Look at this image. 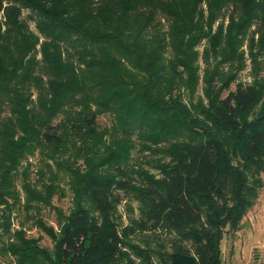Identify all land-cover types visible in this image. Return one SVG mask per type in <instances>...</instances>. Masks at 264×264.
Segmentation results:
<instances>
[{"label": "trees", "instance_id": "1", "mask_svg": "<svg viewBox=\"0 0 264 264\" xmlns=\"http://www.w3.org/2000/svg\"><path fill=\"white\" fill-rule=\"evenodd\" d=\"M228 8L238 17L231 29L264 27V0H0L1 256L15 264H132L130 249L138 264H220V241L239 229L264 172L261 87L237 82L235 70L209 74L205 102L192 100L196 35L209 37L202 26L211 30ZM103 115L109 126L98 123ZM134 136L141 149L160 148L155 173L129 170ZM36 152L46 163L32 182L20 167ZM61 177L73 202L67 214L54 208L56 234L39 215ZM118 193L139 204L133 227L120 230L114 220ZM18 208L54 242L53 256L22 225L12 229ZM135 231L159 235L166 248L152 260L127 243Z\"/></svg>", "mask_w": 264, "mask_h": 264}, {"label": "rangeland", "instance_id": "2", "mask_svg": "<svg viewBox=\"0 0 264 264\" xmlns=\"http://www.w3.org/2000/svg\"><path fill=\"white\" fill-rule=\"evenodd\" d=\"M7 5V1L3 6ZM8 5H13L8 3ZM231 8V7H230ZM223 10L220 15L211 23V30H208L206 25L202 26L201 31L209 32V37L199 38V34L196 41L198 45L195 46V50L199 53L197 60V77L198 82L196 91L192 100L204 101L202 96L203 78L209 74L211 77L216 78L215 74L225 72L231 74L235 70L236 81L245 85H258L261 87L262 100H264V27L258 23H251L243 29H231V22L237 23L238 17L234 15L231 18V9ZM202 11L204 17L207 16L205 4H202ZM21 19L26 21L31 32L36 34L33 16L30 15L26 9L21 10ZM0 22L4 23L3 11H0ZM162 30H167L166 22L161 23ZM5 27L2 26V30ZM220 29V31H219ZM218 30V32H217ZM220 32V37L216 39V36ZM207 50L206 55L202 53ZM211 49H215L216 52H222V54H213ZM232 50L236 55L232 56ZM229 53V54H228ZM229 55V56H228ZM228 58L229 67L217 66L215 63L220 58ZM40 55L37 54V59ZM208 72V73H207ZM234 88V84L231 85V89ZM256 107L253 112L257 111ZM100 126H109L110 117L103 115L98 118ZM135 143L134 148L131 149L129 155V170H137L138 168H144L152 173V166L157 161L163 159L160 153V148L156 147H144L141 149V141L138 142L136 137H133ZM149 148V149H148ZM44 161L40 160L39 153H35L34 156L29 157L27 162H23L20 170L28 168L29 178L32 182L38 180L36 171L44 172ZM29 164V165H28ZM47 175L43 177L42 182L46 183ZM262 188L259 195L254 199L248 208L246 214L240 222L238 230L231 232L225 231L220 241V264H261L264 256V172L261 174ZM20 178L18 179L16 186L20 191ZM61 190L52 198L50 207H42L39 217L42 221L51 226L58 234V228L56 226L55 209H59L62 213L67 214L72 207V195L66 184L65 179L62 177L58 181ZM119 194V203L116 205L114 212V220L117 223L119 229L125 227H133L135 220L139 218V204L132 196H127L123 193ZM19 209V208H18ZM16 210L12 215V229H18L22 225L26 231V236L36 239L39 248L47 252L50 257L54 255V242L50 237L45 235L42 231L36 228L32 221L27 219L23 210ZM129 245L134 246L141 250H147L152 252L150 255L155 258L156 252L160 249H165V242L162 238L154 233L135 231L133 235L126 238ZM126 250V256L130 259L132 264L140 263L139 259L130 249ZM129 262V261H128ZM0 264H15L12 258L0 255Z\"/></svg>", "mask_w": 264, "mask_h": 264}]
</instances>
